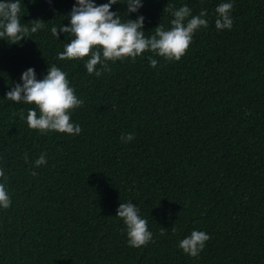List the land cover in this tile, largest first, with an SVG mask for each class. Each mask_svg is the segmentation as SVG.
Masks as SVG:
<instances>
[{"label": "trees", "instance_id": "16d2710c", "mask_svg": "<svg viewBox=\"0 0 264 264\" xmlns=\"http://www.w3.org/2000/svg\"><path fill=\"white\" fill-rule=\"evenodd\" d=\"M142 2L135 13L127 0L111 10L122 22L144 16L146 38L159 24L170 30L185 5L193 16L206 10L208 27L179 61L146 51L107 61L97 77L90 57L58 59L73 37L51 28L70 25L76 0H19L21 25L45 27L18 44L0 39V170L12 202L0 208V264H264V0ZM225 2L233 27L217 30ZM51 65L84 102L69 113L79 135L30 129L35 105L6 99L28 68L43 79ZM41 154L47 163L36 167ZM128 202L153 234L140 248L116 216ZM194 230L210 235L195 258L179 248Z\"/></svg>", "mask_w": 264, "mask_h": 264}, {"label": "clouds", "instance_id": "9594fccd", "mask_svg": "<svg viewBox=\"0 0 264 264\" xmlns=\"http://www.w3.org/2000/svg\"><path fill=\"white\" fill-rule=\"evenodd\" d=\"M50 2V0H49ZM118 0H109L108 3L97 5L94 0H76L69 13L70 25L53 26L51 33L59 38V33L73 37L65 45L64 51L58 54L59 60H73L90 57L85 63L88 74L100 77L103 72L110 71L107 61L116 62L131 57L135 62L138 56L150 51L153 56H160L166 61H179L186 54L193 34L201 27L207 28L208 21L206 10H201L199 15H192L191 9L185 5L178 10H172L174 19L171 20V29L165 30L162 24L155 28V34L146 38L144 34L145 17L140 15L136 20L128 19L122 22L120 14L111 10ZM127 13L138 12L143 7L142 0H127ZM233 4L225 2L219 4L215 11L217 30L231 29L233 19L230 12ZM167 5L164 11H170ZM21 6L19 0H0V39H6L10 44H18L26 37L45 27L42 20L32 21V26H22L19 19ZM149 56L150 66L155 68L158 61ZM101 69L97 70V65ZM22 83H15L6 93V99L17 103L34 104L27 112L26 122L30 129L39 130L41 133L56 131L69 135H79L82 131L79 124L71 122L70 111L83 105V100L77 98L74 89L69 86L67 74L55 65L48 68L43 79H37L34 68H28L21 76ZM39 110V116L37 114ZM13 115H16L15 113ZM25 119L24 112L19 113ZM134 134H122V143L131 142ZM27 163V154H25ZM47 163L46 154H41L35 161V166L40 167ZM36 176L35 171L32 172ZM0 208L7 210L11 206V199L6 191L7 177L0 170ZM138 207L132 202L121 203L116 216L126 225L128 244L140 248L152 241L153 234L148 230V221L138 214ZM176 229L173 227V232ZM163 228L161 235H163ZM210 235L194 230L191 235L179 242V248L191 257H197L205 248V242Z\"/></svg>", "mask_w": 264, "mask_h": 264}]
</instances>
